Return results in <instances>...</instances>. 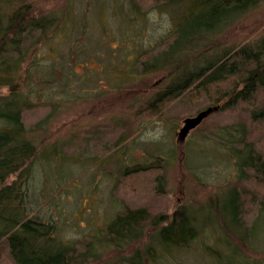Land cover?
Listing matches in <instances>:
<instances>
[{
  "label": "trees",
  "instance_id": "trees-1",
  "mask_svg": "<svg viewBox=\"0 0 264 264\" xmlns=\"http://www.w3.org/2000/svg\"><path fill=\"white\" fill-rule=\"evenodd\" d=\"M139 1L142 5L135 0L93 1L92 14L97 18L108 10L117 14V45L124 39L133 50L124 57L125 66L117 68L107 56L105 61L111 62L103 66L108 72L116 71V79L125 77L140 85L148 75V87L149 78L161 76L160 88L140 107V114H161L179 100H200L199 105L204 100L206 107H218L213 113H227L232 119L241 114L242 119L225 122L213 134L225 148L224 160L235 169L236 183L222 191L220 204L219 192L206 206L179 205L170 215L152 212L148 206L118 200L117 188L124 183L130 189L132 182L145 177V190L163 193L174 149L146 161L116 160L109 213L102 222L90 224L85 233L78 232L79 238L67 236L65 229L70 226L61 221L63 211L58 210L60 193L55 196L53 192L71 177L80 154L69 155L68 149L66 153L62 144L67 142H37L34 131L49 124L62 101L81 95L83 81L107 74L103 66L99 73L92 66V61L101 62L106 25L100 28L101 40L87 38L84 26L87 29L88 24L74 4L72 10L69 7L57 14L41 13L28 2L0 0V253L9 264H84L86 255L98 258L99 253L94 255L97 247L121 251L141 240L149 229L144 246L140 241L129 255L116 257L115 263L155 264L165 254L187 249L200 240V232L208 226L205 209L216 215L221 230L241 247L264 221V35L240 44L220 45L217 41L224 28L263 0H147L149 5ZM149 30L154 31V37L149 38ZM78 32L87 42L81 43ZM77 65L83 72L78 73ZM71 83L76 89L70 88ZM42 104L54 107L29 124L27 115ZM101 137L88 152L104 157V164L112 161L118 143L110 144L107 137L105 141ZM185 161L189 163L188 156ZM189 169L200 178L202 167L189 165ZM39 171L44 177H37ZM72 186L81 192L79 185ZM43 195L56 206L58 220L41 208ZM81 201L77 194L75 205ZM252 210L259 216L247 226L243 216L254 213ZM205 251L210 252L208 247Z\"/></svg>",
  "mask_w": 264,
  "mask_h": 264
},
{
  "label": "rangeland",
  "instance_id": "rangeland-1",
  "mask_svg": "<svg viewBox=\"0 0 264 264\" xmlns=\"http://www.w3.org/2000/svg\"><path fill=\"white\" fill-rule=\"evenodd\" d=\"M11 1L28 2L41 13L56 12L57 14L58 12L65 13L69 7L72 10L74 4L80 12L81 18H84L86 25L88 24L87 29L84 26L87 38L92 37L101 40L100 28L106 25L107 30L102 34L104 36L102 43L105 42L106 44L104 43L105 45L100 48L101 52L98 51L102 54L101 62L98 65L92 61V66L98 73L101 69L100 66L109 62L105 61L107 59L104 58L105 56L110 57L112 65L120 68L125 66V59L129 55V50L133 51L131 47H128V43H124L123 38V40L118 39L122 43L118 41L119 46L117 45L119 29L116 25L118 21L115 12L112 10L104 11L101 18L92 14L96 7L93 3L94 0ZM144 1L146 5H149L147 0ZM135 2L142 5L139 0H135ZM144 8L142 6V9ZM152 22L155 23L154 26L157 25L155 18H152ZM149 33V38L155 36L154 31L149 30ZM262 35H264V0L248 9L231 25L224 28L217 41L220 42V45L240 44L253 41ZM78 36L81 40L83 39L82 44L87 42L84 34L78 32ZM72 38L74 39V36ZM144 40L147 43L148 40L146 38ZM75 68L78 73L83 72L82 66L77 65ZM104 68L105 66L102 69ZM108 70H106L107 74L99 73L93 75L92 80L83 81L82 86L85 90L81 92V95L62 101L61 107L54 110L49 124L45 128L34 131L37 142L41 140L43 145L53 141L67 142L68 144H62L66 153L68 149L69 155L80 154L73 167L71 177L66 182L63 181V185L53 192L55 196L60 193L58 210L63 211L60 215L61 221H67V226H70V229H65L67 236L74 237L73 239L79 238L78 232L85 233L90 224L102 222L105 215L109 213L111 208L109 193L114 170L117 168L114 161L117 160L120 163L146 161L149 157H161L163 151H167L169 148H173L175 152L172 164L170 163L166 168V184L163 193L159 192L161 194H158L149 189L145 190L144 185H142L145 179L143 177L140 182L138 180L132 182L130 189L122 183L117 188L118 200L128 202L131 205H145L150 207L152 212H165L169 215L179 205L206 206L210 197L219 192L217 202L219 200L220 204L222 191L227 188L228 184L236 183L234 180L235 169L224 160L225 148L218 143L213 134L222 125H225V122L232 123L231 116L227 113L212 112L204 117L197 126L190 129L183 141H179L177 140V132L183 124V119L196 114L202 105L206 107L205 101L203 100L202 104L199 105L200 100L192 102L179 100L170 103L161 111V114L159 112L150 115L140 114L138 113L142 109L140 107H144L146 101L152 100L154 93L160 88L158 83L162 79L161 76L154 74L153 77L149 78L151 84L148 87L145 83L148 75L143 76L144 79L142 78V85H140L137 81L128 80L125 77V80H118L115 75L116 71L108 72ZM70 88L76 89L75 84L71 83ZM42 105L44 106H39L37 110L27 115L26 120L29 124H33L50 107H54L50 104ZM202 109L204 108L200 110ZM240 119L242 116L238 114L232 120L238 121ZM99 135L103 136L101 137L102 141H105L107 137L110 144L118 143L115 150L117 153L111 156L112 161H106L104 164H102L104 157H95L94 154L90 155L88 152L92 151L95 139ZM38 145L41 146V144ZM204 150L208 153H202ZM187 156L189 163L185 161ZM188 164L190 167H202L203 171L200 172V178L192 174ZM37 174L39 178L44 177L42 171ZM12 178L13 176L9 180ZM73 183L79 185L81 192H78L77 188H73ZM244 190L246 189L244 188ZM77 194L82 199L78 206L74 202V197ZM40 200L41 205H43L41 208L58 220L56 206L50 202L49 196L43 195ZM205 211L204 217H207L208 226L200 232V234L202 233L201 241L197 239L187 249L175 250L165 254L162 259L154 262L155 264H264V221H261L260 226L257 225L258 228L253 238L245 240L246 245L241 247L232 236L221 230L216 215L207 213V209ZM256 214L257 211L243 216V221L247 226L254 222ZM203 220L205 221V218ZM150 231L151 229L147 230L141 240L132 243L121 251L110 249V247H101V249L97 247L94 250V255L99 253L98 258L92 257L93 255H86L84 264H111L112 261L114 264L116 257L129 255L140 244L143 247ZM207 247L210 252L205 251ZM237 247L240 249L236 250ZM231 249L235 250L236 253L231 252ZM9 263V259L0 253V264Z\"/></svg>",
  "mask_w": 264,
  "mask_h": 264
},
{
  "label": "water",
  "instance_id": "water-1",
  "mask_svg": "<svg viewBox=\"0 0 264 264\" xmlns=\"http://www.w3.org/2000/svg\"><path fill=\"white\" fill-rule=\"evenodd\" d=\"M217 108V106H207L204 109L199 110L196 114L185 117L183 119V124L180 126L177 132V140L183 141L190 129L197 126L204 117L212 113Z\"/></svg>",
  "mask_w": 264,
  "mask_h": 264
}]
</instances>
